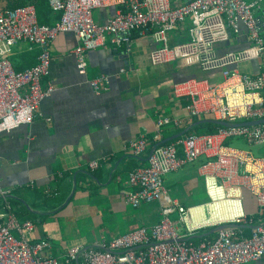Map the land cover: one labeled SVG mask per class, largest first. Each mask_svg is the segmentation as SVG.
<instances>
[{"label":"built area","instance_id":"1","mask_svg":"<svg viewBox=\"0 0 264 264\" xmlns=\"http://www.w3.org/2000/svg\"><path fill=\"white\" fill-rule=\"evenodd\" d=\"M2 0H0L1 2ZM59 14L51 26L36 18L35 0L16 7L0 6V135L33 122L40 102L54 88L43 80L49 75V44L60 33H72L77 41L72 50L75 68L81 75L87 68L88 52L106 43L115 50H129L134 33L149 34L154 46L149 52L151 65L178 63L197 66L201 72L218 71L220 80L188 78L174 82L172 93L183 99L185 118L209 115L212 119L234 126H217L214 132L189 131L168 143L158 145L146 158V164L128 173L131 190L124 200L139 206L155 202L159 207L156 223L118 234L105 243L92 246L74 245L56 256L48 239L29 240L34 230L31 220H20L9 197L11 189L0 186V264H245L264 255V157L229 147L226 141L240 138L247 144H264V0H45ZM113 8L104 23H96L92 11ZM260 12L256 16L253 12ZM184 26V39L169 42L168 34ZM244 40L243 46L218 52L216 45L229 39ZM27 42L39 49L37 62L24 70H15L9 60L10 47ZM258 61L255 73L239 70L242 64ZM108 75L100 74L89 84L94 93L106 90ZM182 126V120L159 115L155 119V137L162 127ZM147 148L144 134L133 138L128 149L140 156ZM202 159L199 171L207 200L182 206L172 198L163 184V176ZM98 160L88 163L90 170ZM61 175V173H59ZM32 187V183H30ZM241 188L256 200L259 217L253 221L242 208ZM223 198L236 199L239 214L228 220L201 224L210 205ZM44 197L56 195L46 187ZM225 196V197H224ZM202 207V212L199 207ZM227 208V205L223 208ZM214 210V209H213ZM218 210V208H215ZM193 211V215L191 213ZM196 211V212H195ZM176 213L178 221L169 220ZM184 230L182 234L176 225ZM227 224H252L249 235L242 229L224 228L197 244L183 238L203 228Z\"/></svg>","mask_w":264,"mask_h":264},{"label":"crops","instance_id":"2","mask_svg":"<svg viewBox=\"0 0 264 264\" xmlns=\"http://www.w3.org/2000/svg\"><path fill=\"white\" fill-rule=\"evenodd\" d=\"M26 1L2 0L0 6ZM178 1L184 0H172ZM35 11L40 24L51 26L59 18L45 0H35ZM113 13V8H98L92 11V18L104 23ZM184 29L179 26L170 32L169 42L184 39ZM235 41L238 43L229 46L226 42L217 44L216 49L221 53L244 45V40ZM76 43L72 33H60L51 41L49 75L43 84L49 81L53 92L40 102L31 124L0 135V186L11 189L9 200L17 217L34 223L27 238L50 240L56 256L67 247L61 248L40 225L52 221V215L64 206L70 205L92 228L85 243H80L84 247L156 223L157 203L135 207L124 200L122 193L131 190L128 173L145 165L155 146L167 143L163 142L190 125L184 121L185 101L173 95L172 85L193 74L192 69L176 62L151 65L149 52L155 42L149 34L134 33L128 51L115 50L108 43L89 51L83 75L77 72L71 53ZM38 53L36 46L16 42L10 47L9 60L15 70H24L36 64ZM257 69L256 60L239 66L246 73ZM100 74L108 75L110 83L106 90L94 93L89 81ZM159 115L178 118L183 125L164 126L156 138L154 123ZM199 127L191 131L200 133ZM141 134L146 136L147 148L142 155L134 156L128 143ZM91 160L99 161L97 169H89ZM201 162L197 160L163 176L168 194L182 206L207 200L199 171ZM51 186L56 195L44 197L43 190ZM245 229L248 235L249 228ZM245 264H264V255Z\"/></svg>","mask_w":264,"mask_h":264},{"label":"rangeland","instance_id":"3","mask_svg":"<svg viewBox=\"0 0 264 264\" xmlns=\"http://www.w3.org/2000/svg\"><path fill=\"white\" fill-rule=\"evenodd\" d=\"M246 2L252 0H245ZM264 8V5H262ZM256 16L260 14L259 11L255 10L253 12ZM262 37L264 38V31H262ZM237 41L234 38L229 39L226 44L227 46L236 44ZM212 119L211 116L205 115L200 117V119ZM206 125V124H205ZM199 127V126H198ZM197 128V127H196ZM202 129V128H201ZM199 129L198 132H202L203 130ZM226 145L229 147L237 148L243 151L250 152L254 157H264V144H247L245 141L240 138L232 137L226 141ZM241 202L242 208L244 210L245 215H251L256 210V200L255 197L244 188H241ZM202 201V200H200ZM206 201V199H204ZM203 201V202H204ZM54 219L52 221H46L42 223L43 229L48 231L49 237L51 239H56L61 248H69L77 243H85L86 235L89 231H91V227H88L87 224L83 223L81 219H79L78 213L71 209L70 205L64 206L59 211L54 213ZM206 216H210V212L206 213ZM169 220L172 222L178 221V215L176 213L169 215ZM176 228L184 234V230L182 229L180 224L176 225ZM210 228H203L197 231V233L207 232L211 230ZM50 241V240H49ZM78 244V245H79ZM81 245V244H80ZM83 246V245H82ZM66 248V249H67Z\"/></svg>","mask_w":264,"mask_h":264},{"label":"water","instance_id":"4","mask_svg":"<svg viewBox=\"0 0 264 264\" xmlns=\"http://www.w3.org/2000/svg\"><path fill=\"white\" fill-rule=\"evenodd\" d=\"M261 14L264 16V9L261 11ZM264 122V120H259V121H255V122H246V123H243V125H252V124H257V123H262ZM204 124H215L217 126H224V127H228V126H234V125H241V124H230V123H226V122H220V121H216L214 119H201V120H198V121H195L193 123H191L190 125H188L184 130L178 132L177 134H175L174 136L166 139L163 143L165 142H169L175 138H178L180 137L181 135L191 131L192 129L198 127V126H201V125H204ZM158 146V145H157ZM155 146L152 151L157 147ZM152 151L150 153H152ZM149 153V154H150ZM255 225H252V224H248V225H244V224H241V225H235V224H227V225H221V226H218V227H213L211 230L207 231V232H201V233H197L191 237H187V238H183L184 241H189V240H192L194 238H202V237H206L210 234H214L216 231L220 230V229H224V228H234V229H243V228H249V229H252L254 228Z\"/></svg>","mask_w":264,"mask_h":264},{"label":"bare ground","instance_id":"5","mask_svg":"<svg viewBox=\"0 0 264 264\" xmlns=\"http://www.w3.org/2000/svg\"><path fill=\"white\" fill-rule=\"evenodd\" d=\"M221 194L222 193L219 194V200L216 203L210 205V216H205L203 219L198 220L199 223L206 224L220 220H228L233 218L235 215L239 214V210L234 207V205H236L237 203V200L225 196V198H223ZM226 205L227 208H223ZM215 208H218V210H215ZM198 209L202 212L201 206ZM191 213L192 215L194 214L193 211H191Z\"/></svg>","mask_w":264,"mask_h":264},{"label":"trees","instance_id":"6","mask_svg":"<svg viewBox=\"0 0 264 264\" xmlns=\"http://www.w3.org/2000/svg\"><path fill=\"white\" fill-rule=\"evenodd\" d=\"M24 3L22 4H19L17 6H20V5H23ZM9 7H16V6H9ZM264 31V29L262 30ZM262 31H261V34H262ZM230 49H234V48H230ZM187 68H191L192 69V72L193 74H190L188 75V77L186 78H183L181 80H184V79H188V78H197V79H208V81L210 82H217L220 80V75H219V72L218 71H209V72H201L197 66H187ZM201 130H203L201 133L203 132H207V133H210V132H214L215 129L217 128V125L215 124H204V125H201L199 127ZM168 143V142H167ZM247 218H249V216L246 215ZM259 216L257 214H254L252 215V219L253 221H255ZM247 229L245 230H242L243 232H245ZM250 232V229L248 230ZM249 235V234H248ZM211 236H206V237H202V238H194L192 240H190L192 243L194 244H197L198 242H200L201 240H204V239H208L210 238Z\"/></svg>","mask_w":264,"mask_h":264}]
</instances>
